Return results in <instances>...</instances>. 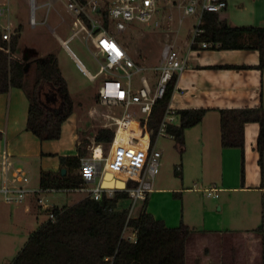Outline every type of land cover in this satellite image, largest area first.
Wrapping results in <instances>:
<instances>
[{
  "label": "trees",
  "instance_id": "trees-1",
  "mask_svg": "<svg viewBox=\"0 0 264 264\" xmlns=\"http://www.w3.org/2000/svg\"><path fill=\"white\" fill-rule=\"evenodd\" d=\"M206 30L199 36L200 41L217 44V49L258 50L264 71V27L232 26L221 20L219 12L205 15ZM21 30V25L19 26ZM20 32L8 43L0 30V93L12 87L23 88L29 98L27 128L41 140L59 139L62 125L75 111V100L70 92L67 79L61 72L59 60L49 53L45 58L27 61L16 55L19 49ZM124 44V43H123ZM126 47V45L124 44ZM197 49V46H194ZM9 48V50H7ZM127 48V47H126ZM34 66V81L27 82L28 69ZM229 68L249 66L227 65ZM177 79L169 83L166 95L152 108L150 115L143 118V125L155 143L159 126L170 105ZM221 121V144L223 148L241 150L242 183L245 180V126L256 122L260 126L256 148L260 153L259 164L264 166V106L218 108ZM208 108L177 109L179 122L167 126L181 152L185 149L186 129L200 123ZM115 130L103 127L95 135V143L111 144ZM91 141L83 138L78 144V154L60 156L59 172L42 171L40 189H76L83 185L80 175L82 158L88 154ZM151 146V147H152ZM62 169L66 172L63 173ZM177 194V193H176ZM129 194L119 191L110 197L103 193L100 201L86 200L76 219H70L67 206H54L55 220L48 219L33 231L21 252L12 264H187L186 245L190 236L198 230L183 221L177 227H169L163 219L156 218L145 206L138 216H130L129 210L119 208L118 203ZM91 201V203L89 202ZM130 228L137 234L136 242L123 236ZM263 234L262 262L264 264V200L262 222L256 229ZM113 257V258H111Z\"/></svg>",
  "mask_w": 264,
  "mask_h": 264
},
{
  "label": "crops",
  "instance_id": "crops-1",
  "mask_svg": "<svg viewBox=\"0 0 264 264\" xmlns=\"http://www.w3.org/2000/svg\"><path fill=\"white\" fill-rule=\"evenodd\" d=\"M227 3V7L219 12L221 20L232 26L264 27V0H227ZM163 8L175 9V6L165 3ZM191 30L192 28L190 34ZM178 47L186 50L187 44L185 47L179 44ZM68 53L74 59L71 53ZM74 61L79 65L77 60L74 59ZM259 62L258 50L211 47L191 51L189 66L177 78L170 105L175 109L208 108L209 111L200 123L186 129V145L182 163L184 169L188 163H196L201 167L209 164V169L220 173L222 182L220 193L224 191L225 195L222 199L221 195L217 199L212 198L217 201L220 199L216 203V210L213 209L215 206L204 207L201 210L203 213L202 227H199V223L194 225L192 218L186 220L187 214L179 220L175 215L162 214L151 207L159 194L170 192L175 195L177 191L153 186V190L148 194L146 208L156 218L163 219L169 227H177L183 221L198 230L197 234L207 235L212 240L219 236L223 237V235H240L246 239V243L247 240H249L248 243L250 242L245 259L251 261L254 255L258 264H261L263 234L256 230L262 222L264 200V166L262 168L259 164L260 153L256 148L260 126L256 122L247 123L245 126V180L242 183L241 150L222 147L221 121L217 110L218 108L264 106V71L257 67ZM227 65H245L249 68L225 67ZM61 72L64 75L62 69ZM64 77L70 88V80L65 75ZM29 105V98L23 88L12 87L9 91L0 93V152L7 150L12 155L16 165L22 166L28 172L30 188L37 190L40 188L42 171L59 172L61 170L60 156L78 154L77 146L81 142L85 129L75 105L74 113L62 125L61 137L54 140H41L27 128ZM167 137L172 138L170 135ZM100 146L95 145L92 154L95 151L98 156H101ZM184 176L186 179V172ZM114 183L113 174L109 173L104 184L112 186ZM117 184L122 186L124 182L120 181ZM93 185L88 184L87 186L92 187ZM206 187L201 188L203 190L191 187L187 192L193 194L199 190L204 192ZM63 190L67 191L69 198V202L64 206H71L79 201L84 203L90 198V194L85 190ZM54 191L58 190L50 192ZM38 197H40L38 193L30 194L21 204L24 205V210L31 212L35 207H39ZM126 199L130 200L129 197ZM191 200L196 199L191 198ZM141 202H144L141 210L133 216H138L144 208L145 200ZM129 205L130 203L123 208L128 209ZM133 232L128 228L125 234L130 236ZM187 245V264L200 262L203 264H238L239 262L238 251H235V261L233 250L230 252L227 248H223V245L216 244L214 246L218 249L215 253H213V247L210 249L207 247L206 252L204 251L201 257L197 256L192 262L188 255Z\"/></svg>",
  "mask_w": 264,
  "mask_h": 264
},
{
  "label": "built area",
  "instance_id": "built-area-1",
  "mask_svg": "<svg viewBox=\"0 0 264 264\" xmlns=\"http://www.w3.org/2000/svg\"><path fill=\"white\" fill-rule=\"evenodd\" d=\"M161 2L165 0H68L67 11L73 17L70 35L63 40L57 36L62 46L78 61L81 69L90 80L102 78L103 82L98 90V100L102 105L119 107L123 110L121 117L115 118V137L110 144L107 158L98 156L96 152L82 158L80 175L83 185L80 190L90 194L91 199L98 202L103 193L112 197L119 191L128 192L131 204L128 207L130 216L136 203L146 200L153 190L154 181L160 172L162 157L157 148L158 139L168 136L167 126L179 122L176 110L171 105L166 109L164 118L159 126L153 146L151 135L143 125L142 119L147 118L155 104L164 98L169 83L189 66L190 53L193 50L207 49L217 44L200 41L199 36L206 28L203 26L205 15L209 12H221L227 7V0H166V4L180 9L183 16L193 15L197 18L187 41V49L182 50L174 43L166 42L161 50L160 62L153 66H145L134 60L128 49L116 37V34L125 32L135 23L159 25ZM37 3L30 1V16L28 23L31 27L37 26ZM10 4H0V30L2 38L10 42L18 33L11 22L8 26L1 24L4 16H10ZM182 23V19H180ZM84 35L86 49L99 64L96 73L87 70L68 43L75 39H82ZM91 44V47L89 46ZM194 46H197L195 49ZM9 50V48H7ZM149 72V75L144 73ZM134 74L139 75V86L133 80ZM155 76V78H153ZM135 106L137 111H130ZM134 120L146 129L147 137L141 138L126 135L124 126ZM177 124V123H175ZM142 142L144 144H142ZM152 146V147H151ZM102 153V150H101ZM104 163L102 164V161ZM113 174L115 183L112 186L104 184L106 174ZM124 182L119 186L117 182ZM30 176L22 167L16 165L12 155L3 150L0 152V200L8 205L23 204L30 194L44 191L30 188ZM88 184H94L88 187ZM55 189L45 190L52 191ZM221 188L211 183L204 189L207 197L217 199ZM38 205L48 212V219L55 220L54 205L48 204L38 197ZM123 236L136 242L137 234ZM113 258V257H111Z\"/></svg>",
  "mask_w": 264,
  "mask_h": 264
},
{
  "label": "rangeland",
  "instance_id": "rangeland-1",
  "mask_svg": "<svg viewBox=\"0 0 264 264\" xmlns=\"http://www.w3.org/2000/svg\"><path fill=\"white\" fill-rule=\"evenodd\" d=\"M30 1L0 0V4L8 3L11 7L10 16H4L1 19V24L6 27L11 22L12 26L20 32L19 49L16 53L18 57L30 61L37 57L45 58L49 53L56 55L64 75L70 80L71 93L75 100L76 109L79 112V119H81V123L85 129L81 140L88 138L92 142L89 145L87 156L92 154L95 145H101L102 158L105 159L109 155L111 146L109 144H97L93 142L95 141L94 136L103 127L115 130L117 128L115 118L121 117L124 112L119 107H110L102 105L99 102L98 90L102 85L103 79L100 77L96 80H90L59 42L57 36L65 40L70 35L73 17L66 9L68 0H34L38 5L36 10L38 23L36 27H31L28 23ZM165 3L166 0L165 2H161L162 8ZM158 18L161 21L159 25L135 23L125 32L116 34V37L126 45L134 60L145 66H153L160 62L161 50L166 42L177 44V46L180 44L185 47L190 36V29L197 21V18L193 15L183 16L181 10L177 8L161 9ZM180 19H182V23H180ZM20 25L21 30L19 29ZM81 38L71 40L68 45L87 70L91 73H96L99 69V64L86 49L85 43L87 42L84 35ZM89 46L91 47V44ZM144 74L149 75V72ZM27 76L28 85L31 87L34 81L33 65L31 68H28ZM133 80L136 86H139L138 74H134ZM130 111H137V109L133 106L130 108ZM157 147L161 151L162 157L160 159V172L153 186L159 189H171L177 191L178 194L174 195L170 192L161 193L152 202L151 207L160 211L159 213L175 215L179 220L183 215L187 214L186 220L192 218L194 225L199 223V227H202L203 213L201 210L204 207L212 208L211 206H215L213 209L216 210V203L220 199L217 201L207 197L201 191L203 190L201 188L209 186L212 182L221 187L220 173L209 169V164H204L201 167V165L196 163H188L184 169L182 163L184 150L181 152L172 138L167 136L160 137ZM103 163L104 160L102 161ZM184 172H186V179ZM191 187L201 190L194 194L188 193L187 191ZM39 189L37 188V190ZM38 194L48 204L57 207H63L69 202L68 193L65 190L54 192L38 191ZM220 195L222 199L225 192L222 191ZM191 198L196 200H191ZM89 202L91 203V201ZM128 203L131 204V199L123 198L119 201L118 207H126L125 205ZM143 204L144 202L138 201L132 214L136 215L141 210ZM82 205L83 203L79 201L74 205L67 206L71 210L70 219L74 220L75 223L79 222L76 217ZM46 221H48V212L43 211L41 207H35L31 212H27L24 210V205H8L0 200V264H12L24 248L30 234ZM210 238L207 235L197 233L190 236L187 251L192 262L197 256L201 257L203 252H206L207 247L209 249L213 247V253H215L218 249L214 246L216 244L223 245V248H227L230 252L233 250L234 259L236 257L235 251H238V264H258L255 259L256 257L253 255L254 252L252 253L254 258L251 261L245 259L250 242L248 243L249 240H247L246 243V239L242 236L234 234L223 235V237L219 236L213 240Z\"/></svg>",
  "mask_w": 264,
  "mask_h": 264
},
{
  "label": "bare ground",
  "instance_id": "bare-ground-1",
  "mask_svg": "<svg viewBox=\"0 0 264 264\" xmlns=\"http://www.w3.org/2000/svg\"><path fill=\"white\" fill-rule=\"evenodd\" d=\"M126 129V135L130 134V136L138 137L143 140V138L147 137L146 130L139 124L138 121L131 120L127 122V125L124 126ZM142 144H144L142 142Z\"/></svg>",
  "mask_w": 264,
  "mask_h": 264
},
{
  "label": "water",
  "instance_id": "water-1",
  "mask_svg": "<svg viewBox=\"0 0 264 264\" xmlns=\"http://www.w3.org/2000/svg\"><path fill=\"white\" fill-rule=\"evenodd\" d=\"M29 65H30V64H29V62H27V65H26V66H27V68H26V69H28ZM62 172H63V173H65V172H66V170H65V169H62ZM108 174H109V173H108ZM108 174H106V177H107V175H108ZM111 175H112V174H111Z\"/></svg>",
  "mask_w": 264,
  "mask_h": 264
}]
</instances>
